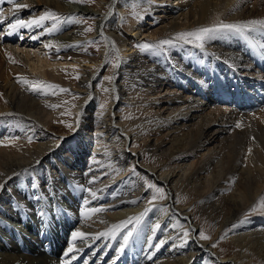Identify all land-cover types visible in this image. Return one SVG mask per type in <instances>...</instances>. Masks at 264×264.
<instances>
[{"label":"bare ground","instance_id":"1","mask_svg":"<svg viewBox=\"0 0 264 264\" xmlns=\"http://www.w3.org/2000/svg\"><path fill=\"white\" fill-rule=\"evenodd\" d=\"M68 1L15 0L27 7L0 13V249L6 250L0 264H107L121 245L89 240L75 255L60 244L76 232L87 238L78 218L61 219L53 229L47 246L56 258L48 257L44 238L24 247L32 255L20 252L18 237L32 233H14V224L35 220L39 210L52 213L53 204L76 202L86 205L87 216L107 210L119 223L140 215L153 195L144 182L154 180L166 189V204L153 206L151 220L158 218L162 231L187 233L195 259L215 253L222 263L264 264V25L219 29L191 43L174 39L177 32L264 20V0H94L96 8ZM48 11L58 19L8 28ZM74 13L93 17L95 37L104 40L98 53L84 48V27L67 19ZM144 40L150 47H138ZM111 52L117 57L112 80L105 75L102 89H94L114 61ZM73 84L77 101L67 96ZM206 105H213L212 117L199 125L195 113ZM68 115L70 132L49 135L46 128L60 130ZM25 130L33 132L30 144L16 134ZM40 136L53 142L35 141ZM198 217L208 234L225 232L233 257L223 258L215 240L200 238ZM152 254L145 264H171Z\"/></svg>","mask_w":264,"mask_h":264},{"label":"rangeland","instance_id":"2","mask_svg":"<svg viewBox=\"0 0 264 264\" xmlns=\"http://www.w3.org/2000/svg\"><path fill=\"white\" fill-rule=\"evenodd\" d=\"M21 1H25V0H21ZM93 1L94 0H79V2H71V0H69L68 2H69V5L73 8H80V6H82V5H84V6L87 5L89 8H91V7L96 8V6L93 4ZM99 1L100 0H98V2ZM13 4L14 5L16 4L15 0H13L9 3L0 4V13L13 14V12L18 11L19 9L18 10L15 9V6ZM109 9H110V6H108L106 13H108ZM37 12L39 13L40 9H38ZM31 14H32V12H28L27 15L29 16ZM67 19L73 20V21H75L76 24L79 23L81 26L84 27L83 28L84 29L83 37L85 39L89 38L84 42L85 43L84 48L87 51L89 50V52L91 51L92 53H98L99 47L101 44H103L104 40L102 41L100 39V37H95L97 29L94 26L95 24H94L93 17L74 13V14H68ZM92 23H93V25H92ZM89 24H90V26H89ZM87 28L88 29L90 28L91 30L86 31ZM64 31H66V30H64ZM186 32H188V31H185V33ZM179 33H184V32L175 33L174 39L182 41L181 39L176 38L177 34H179ZM89 36H91V37H89ZM189 39H191V37L187 38V40H189ZM16 40H18V39H16ZM183 41H185V40H183ZM195 42H197V41H195ZM144 43L147 44V41L144 40ZM134 45H136V44L134 43ZM110 54H113V53L111 52ZM113 56L115 57L114 61L108 60L106 68L100 72L99 79L93 83L94 89H98V90L102 89L105 75H108L110 80H112V77H113L112 74L115 70L116 61H117L116 55L113 54ZM73 85L71 86L72 92L69 91L67 96L70 97L69 98L70 100L72 99V101H77L76 99H74V98H76L75 92L77 90V87H76V85H74V86ZM102 95L103 94H100V96H102ZM101 100L102 99L99 100L100 104L104 105L105 103L106 104L108 103V101H105V103H103L102 102L103 100L102 101ZM0 105H2L1 102H0ZM210 106L208 108V105H206V106L202 107V110L200 108L198 110L199 112L197 111L195 113V115H197V117L194 119V121L198 122L199 125H200V123L204 122L208 118V115H209V118L212 117L211 114L213 113V110H212L213 105H210ZM181 116L183 118L186 116V114H181ZM174 117H177V116H175V114H174ZM70 120H72V116L68 115V117L66 118V121L60 123L62 126L60 129L61 131L58 130V128H54V129L46 128V130L48 131L49 135L51 134V136H56V137L58 134H65L66 132H70L71 128L67 127ZM179 121H181V120H178V122ZM169 122H171V120H169ZM99 125L101 126V124H99ZM92 126H93V128H92ZM89 129H90V131L88 133L91 134V130L92 131L95 130L94 129V123L91 125V127ZM24 132H25V134H22V136H21L20 134L24 133ZM29 132L30 133H28V134H26L27 133L26 130L23 132H16V134H18V136L20 138L19 142H21V144L23 142H24L23 144H26V143L30 144V143H32V141H34L32 139V137L29 138L30 134L33 132H31V131H29ZM92 136H93V134H92ZM35 141H39V142L40 141L41 142L47 141L48 143H52L53 139L52 138L49 139V137L44 138L43 136H40ZM132 143L133 142L130 141V143H129V141H128L126 143V145H127L126 148L128 149L129 146L131 147ZM144 156L145 157L142 160V163L144 165H149L148 156H146V155H144ZM191 160L192 159H188L186 161H183L184 163L181 161L179 163L185 164V166L187 168V167H189L188 165H190ZM186 163H188V164H186ZM144 183H147L146 185H144L145 186L144 188H146L148 191H150L153 194L152 196H150V198H152V199L149 198L150 200L144 203V205L141 207L142 211H140L141 212V213H139L140 215L135 216V217L133 216L131 223H127L129 221V219L132 218V217H130V215H128L129 216L128 218L122 217L121 218L122 222L119 221V223H118L117 220H113L112 218L109 217V215H110L109 213H111V212H106L107 210L106 211L104 210V212L98 211L95 215H88L87 216L85 214L86 210L84 208L86 205L82 202H76L78 205L75 203L74 207L69 206V205H67V206L56 205L57 212L59 213V214L56 213L57 214V215L55 214L56 216L53 213L46 211L45 219H37L36 218L34 220L30 217V218H26L25 220L20 221L19 223L14 224V227L16 228V231L14 233H17V232L26 233V231L32 233L31 239H25V236H22V240L18 241V243L20 245L19 251L29 253L30 255H32L33 254L32 252H34V251L32 250V252H31L30 250H27L24 247H28L29 249L34 248V246H36V244H37L36 240H38V238H39L38 242H40L42 240V238H44L43 240L46 242V244H48V241H50L52 236H53L52 234H54L55 229H57L56 227L58 225V223H57L58 221H60L61 219H66L68 221L70 219L78 218L79 221H78V223H76V227H79V226L80 227L82 226V228L86 227L85 229L84 228L83 229L87 230V233H88L87 238H83L82 240H80L79 239L80 236H78V238L76 237L75 239H73V237H72V239L64 237V238H60V240H59L60 244L63 243L62 245H64V248L65 247L72 248L73 249L72 252L76 253L75 255L81 253V250H80L81 245L80 244H82L83 242L89 241V240L90 241L99 240L101 244L106 243L108 245V247H112L113 245H117V246L121 245L120 249H118L117 252H114V254L110 251L111 252L110 255H108V257L106 258L107 264H145V262H143L144 261L143 259H145L144 257H147L148 254H150V252L153 253L152 255H155L156 252H158V254H159L158 260L162 261V259H163L166 261L168 259L167 261L171 264H218V263L219 264H229V263H222L223 261L220 260L219 259L220 257H218L217 254H215V253L203 254V255L198 256L197 259H195L196 257L194 258V255H193V253L196 251L195 247L193 250V248H191L192 246L188 244V241H187L188 236L185 235V233H184V235L181 232L177 233L176 232L177 229L175 231L169 230V232L166 231V229H164L162 231L160 224H156L158 222V218L156 219L157 222H156V220L152 221L151 215L153 212H155V209L153 207L154 205H157V206L164 208L166 203L164 205L161 203L166 200V189H164V187H162L161 184L155 180L153 183L151 181H148V182L146 181ZM94 196L95 195L91 196L90 198H92ZM153 196L155 197V199H153ZM180 203H181V201H180ZM187 203L190 204L189 202H184V204H187ZM81 204H82V206H79ZM87 206H89V204ZM71 207H73V208H71ZM124 208H118L116 211L118 213L119 212L124 213L125 212ZM22 210H24V209H22ZM195 211L196 210H194V212ZM162 212L163 211H161V213ZM161 213L159 212L161 217L164 218L166 216V214L164 216H162ZM72 215H74V217ZM69 216H71V217H69ZM136 217H140L139 223H137L135 221L134 218H136ZM118 220H120V219H118ZM81 221H83V222H81ZM196 221L198 222V224L200 226L199 232L204 233L207 237H209L207 240H212V239L215 240V242L212 243V246L216 244L215 246L217 247V249L219 251L217 249H215V247H214V249L217 252H219L223 258L224 257H227V258L233 257L234 252L231 251V249L230 250L228 249V248L232 247V244H231V241L228 240V238L225 236V232L219 231L218 234L212 236V235L208 234L209 232H207L208 230H206L207 224L204 225L202 219H200L198 217L196 219ZM81 224H83V225L85 224V225L83 226ZM16 225H18V227ZM181 226H182V228H180ZM178 227L180 229H183L185 227V224L181 223L180 226H178ZM53 229H54V232H53ZM56 232H57V230H56ZM128 232H132V235L129 237L127 243L125 244L123 238H124V235H126ZM171 232H173L174 235H171L172 234ZM104 233H107V235H104ZM42 234H44V236H42ZM91 234H92V236H90ZM180 235H181V237H180ZM172 236H174V237H172ZM45 237L47 238L46 240H45ZM29 241H31L33 243H32V245L28 246L27 244L30 243ZM22 244H23V246H21ZM188 245H189V247H188ZM38 247H39V245H38ZM8 248H10V247L8 246ZM154 248H155V250H154ZM188 248H190V249H188ZM4 251H6V250L0 249V253H3ZM8 251H10V250H8ZM172 252H174V253H172ZM9 253L10 252H6V254H9ZM116 254H118V255H116ZM56 256L57 255L53 256L52 254H50L48 257L56 258ZM103 256H104V254L100 255V257H103ZM206 256L208 257V259L210 261H207L208 259L206 258ZM210 257H211V259H210ZM175 258H177V259L182 258L183 260L182 261H178V260L175 261ZM80 260L82 261L83 258ZM165 261H163V262H165ZM250 263L252 264V262H250ZM157 264H159V263H157ZM254 264H258V263L255 262Z\"/></svg>","mask_w":264,"mask_h":264},{"label":"snow or ice","instance_id":"3","mask_svg":"<svg viewBox=\"0 0 264 264\" xmlns=\"http://www.w3.org/2000/svg\"><path fill=\"white\" fill-rule=\"evenodd\" d=\"M71 2H79V0H71ZM25 7H27V6L26 5H19V4L15 5V9H17V10L20 9V8H25ZM48 19H58V17H57V15L54 12L48 11V12H45L43 15H41L39 18H35V19L30 20V21H27V22L17 21L14 24H9L8 28L11 31H15L17 28H20V27L41 26L43 24V22L48 20ZM0 22H2V21H0ZM254 25H264V20L249 21L248 23L243 24V25L223 24V23H221V24H219L218 26H216L214 28H200V29H197V30L192 31V32L179 33V34H177V38L181 39V40H187V38L191 37L195 41H202L209 34L215 32V31H217L219 29L240 30L242 28H250V27H252ZM54 30H56L55 25H53V28L50 31H54ZM90 30H91L90 28L86 29V31H90ZM188 42L191 43L192 40H188ZM170 43H172V41H170V40L160 41V44H162V45H167V44H170ZM138 47L148 48V47H150V45L144 44V45H139ZM9 59H11V58H9ZM76 78L79 79L78 76ZM61 91L67 92L68 90L67 89H61ZM236 127H240V125L237 124ZM2 186L3 185H0V187H2ZM93 195H95V194H93ZM153 199H155V197H153ZM100 210L101 209H97V210H94V211H100ZM132 219L133 218H130L127 223H131ZM134 219H135V221L137 223H139L140 217H136ZM104 235H107V233H104ZM131 235H132V232H128L126 235H124L123 239H124V243L125 244L127 243L128 239H129V237ZM185 235H187V233H185ZM78 236L82 237V236H84V234L80 233V232L73 233V239H75ZM200 238L201 239H208L209 237H207L204 233H200ZM213 247H215V245H213ZM72 251H73L72 248L68 249L69 253L72 252Z\"/></svg>","mask_w":264,"mask_h":264}]
</instances>
